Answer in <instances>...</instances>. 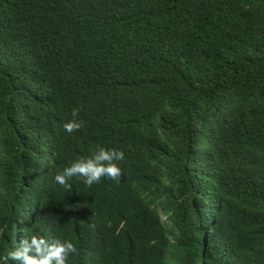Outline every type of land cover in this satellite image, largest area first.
I'll list each match as a JSON object with an SVG mask.
<instances>
[{
  "label": "trees",
  "instance_id": "trees-1",
  "mask_svg": "<svg viewBox=\"0 0 264 264\" xmlns=\"http://www.w3.org/2000/svg\"><path fill=\"white\" fill-rule=\"evenodd\" d=\"M100 147L117 180L54 183ZM41 235L67 264H264V0H0V260Z\"/></svg>",
  "mask_w": 264,
  "mask_h": 264
},
{
  "label": "clouds",
  "instance_id": "clouds-1",
  "mask_svg": "<svg viewBox=\"0 0 264 264\" xmlns=\"http://www.w3.org/2000/svg\"><path fill=\"white\" fill-rule=\"evenodd\" d=\"M78 115L73 110V116ZM82 127V122L73 119L63 124V130L71 134ZM125 154L121 150L98 148L92 155L73 161L69 166L54 176V183L64 188L71 187L75 178L86 186L91 187L99 183L102 178L117 180L121 175L119 161H123ZM77 253L76 245L69 240H61L47 236H32L21 238L15 250L9 251L0 260L11 261L13 264H67L70 256Z\"/></svg>",
  "mask_w": 264,
  "mask_h": 264
}]
</instances>
